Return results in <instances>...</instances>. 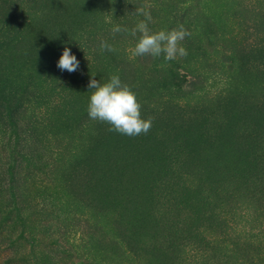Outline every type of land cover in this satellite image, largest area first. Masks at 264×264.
I'll list each match as a JSON object with an SVG mask.
<instances>
[{"label":"rangeland","instance_id":"rangeland-1","mask_svg":"<svg viewBox=\"0 0 264 264\" xmlns=\"http://www.w3.org/2000/svg\"><path fill=\"white\" fill-rule=\"evenodd\" d=\"M251 5L261 7L258 0H0V36L5 38L0 42V264H176L172 259L180 258L182 248L172 255L173 244H180L189 230L207 229L209 223L199 211L189 210L200 208L196 203L189 209L180 206L183 212L178 215L170 210L177 205L171 201L166 220L171 213L170 221L176 218L187 231L165 241L163 233L153 230V219L145 218L138 227L146 231L140 252H132L127 243L130 224L143 214L149 195L130 200L140 181L135 170L128 169L123 178L117 172L115 190L100 177H89L87 169L98 159L92 153L103 146L110 150L106 138L111 126L89 118L93 90L88 83L93 77L105 83L118 75L137 93L142 117L144 110L181 98L188 104L186 115L202 109L215 112L216 94L222 90L232 95L237 110L251 114L264 96V75L241 58L250 51L248 38L254 31L264 41V13ZM141 8L151 13L152 32L188 29L181 41L187 56L167 61L163 55L133 54L140 34L132 36L131 29L144 19L136 14ZM115 24L128 31L113 33ZM101 41L113 51H102ZM64 47L80 61L75 72L56 67ZM230 55L236 58L232 73L222 63ZM194 76L201 79L199 85L182 88L180 80L196 83ZM170 128V123L160 124L151 144L160 146L172 135ZM18 129L29 131L27 138H18ZM225 135L214 136L221 140L196 154L190 171L179 173L187 174L183 178L195 190L199 179L191 171L195 165L201 174L206 167L210 180L204 187L225 185L238 193L233 205L249 207L252 188L247 187L248 179L240 180L237 152L226 145ZM124 151L118 156L122 161L127 160ZM111 159L113 164H104V169L117 164ZM137 163L141 169L143 161ZM152 206L157 212L155 201ZM249 215L256 216L253 211ZM256 239L246 238L252 243ZM242 249L228 255L226 264H243L249 251Z\"/></svg>","mask_w":264,"mask_h":264},{"label":"trees","instance_id":"trees-1","mask_svg":"<svg viewBox=\"0 0 264 264\" xmlns=\"http://www.w3.org/2000/svg\"><path fill=\"white\" fill-rule=\"evenodd\" d=\"M258 2L261 7L260 5L259 7L251 5V9H262L264 13V0H258ZM185 29L188 31L187 28ZM254 33L250 34L248 38L250 41L249 53L241 58H243L244 65L256 69L264 75L263 36ZM257 37L259 38L254 41ZM4 39L0 36V42L5 41ZM88 39L90 41V37ZM222 63L228 72L232 73L236 66V58L234 55H230L224 58ZM180 81L182 88L186 85L193 89L199 85L201 79L196 77V83L193 81L187 83L186 79ZM185 93L192 92L185 90ZM216 97H218V109L212 113L202 109L186 115L188 114L186 111L188 104L184 98L173 104L168 102L165 107L151 108L148 109V112L144 110L143 118L152 120V126L146 134L127 136L114 130H108L111 133L106 139L109 142L110 150L103 146L92 153V155H97L98 159L87 169L90 172L89 177H100L109 184L106 187L115 190V184L118 183L116 173L120 172L123 178L128 169L135 170L140 181L133 188L136 193H132L130 200L140 199L141 194L149 195L146 198L148 200L145 204L146 208L142 211L143 214L140 217H135L130 224L127 243L134 254L140 252V237L146 231L138 227L145 218L153 219L157 225L153 230L159 235L163 233L165 241L171 237L177 238L182 232L187 231L186 228L178 226L176 218L170 221L171 213L166 220L168 215L166 209L173 201L177 205L175 209L170 208V210L178 211V215L183 212L180 206L189 209L192 203H196L200 208L189 210L199 211V215L209 223V227L205 230H189L188 236L182 238L180 244L176 246L173 244L172 255H176L179 248L182 250L180 258L176 259L175 257L172 262H176V264H226L228 258L244 248L249 251V254L243 264H264V214L260 212L264 211V96L257 104L256 109L251 111V114L237 110L233 106L234 98L225 90L218 92ZM186 117H192V121ZM166 122L171 125L170 135L171 132L172 135L160 146H154L151 144L153 140L151 138L154 135L157 137L158 126ZM13 125L16 127L19 125L16 119L13 120ZM15 132H17L18 138L21 135L27 138L26 133L29 131L18 129ZM226 132L227 135H225ZM224 135L226 145L237 152L236 159L240 167L237 171L240 180L248 179L247 187H249L248 189L252 188L250 192L246 187V192L247 190L248 193L250 192L251 202L248 204L249 207L252 205L250 209L248 206L240 208L238 204L233 205L232 201L237 198L238 194L234 189L230 190L225 185L218 184H210L211 188L204 187L210 180L209 176L205 175L208 173L206 167L203 168L201 174L196 172L195 165L191 171L193 178L199 179L198 183H195V190L190 187L192 183L189 184L184 180L183 175L187 174L179 173L182 169L190 171V163L194 156L205 152L211 145H215L216 139L221 140V138H213L214 136L224 137ZM25 145L31 146V149L35 147L30 143ZM55 151L56 148L53 147L49 152L53 155ZM122 151L127 154V160L119 159L118 156ZM105 156L106 158L102 159ZM111 157L117 160V164L104 169V164L107 166V163L113 161ZM133 158L136 160L132 166H129V161L131 162ZM139 160L143 161L141 169L137 167ZM205 164L207 166L206 162ZM99 170L101 171L99 172ZM178 176L179 182L176 181ZM74 177H82V175L76 174ZM101 179L100 181H102ZM250 183H252V187ZM125 184H128V180ZM164 192L166 193L164 194ZM192 195H197V198L192 200ZM154 201L156 208H159L157 212L150 207ZM257 205L259 209L256 208ZM205 208H209V210L206 211ZM252 211L256 216L249 215ZM196 220L198 221V218ZM161 225H164L165 229ZM250 235H255L257 238L255 243L246 240ZM228 255L231 256L228 257Z\"/></svg>","mask_w":264,"mask_h":264},{"label":"clouds","instance_id":"clouds-1","mask_svg":"<svg viewBox=\"0 0 264 264\" xmlns=\"http://www.w3.org/2000/svg\"><path fill=\"white\" fill-rule=\"evenodd\" d=\"M136 14L142 15L144 19L131 29L132 36L140 34L135 44L134 55L148 54L154 58L163 55L167 61L174 60L177 56L188 55L186 48L181 44V41L189 35L183 26L171 31L152 32L149 27L152 20L150 11L141 8L136 10ZM111 31L120 33L127 32L128 29L120 24H115ZM99 48L102 51H113L112 46L106 41H101ZM79 65L80 61L76 54L71 51V48L64 47L56 61V67L61 71L66 70L72 73L79 69ZM88 88L93 90L87 107L91 120L107 123L111 126L110 131L114 130L127 136H138L149 131L152 120L142 117L137 93L129 85L123 83L118 75H112L105 83H101L93 77L89 80Z\"/></svg>","mask_w":264,"mask_h":264}]
</instances>
